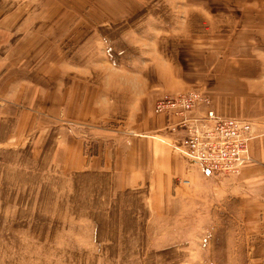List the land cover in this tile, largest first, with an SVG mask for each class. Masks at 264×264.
<instances>
[{
    "label": "rangeland",
    "instance_id": "1",
    "mask_svg": "<svg viewBox=\"0 0 264 264\" xmlns=\"http://www.w3.org/2000/svg\"><path fill=\"white\" fill-rule=\"evenodd\" d=\"M2 1L13 14L6 55L21 64L24 87L12 104L10 84L0 108L9 112L0 124V264H264L246 243L251 231L225 201H210L197 172L172 177L162 205L141 183L149 146L182 134L167 129L156 100L204 91L197 84L222 50L215 43L228 38L221 27L257 26L264 0ZM6 65L0 78L17 70ZM129 140L142 169L104 164L108 146L121 157ZM136 173L139 185L124 187ZM183 185L194 195H176Z\"/></svg>",
    "mask_w": 264,
    "mask_h": 264
},
{
    "label": "crops",
    "instance_id": "2",
    "mask_svg": "<svg viewBox=\"0 0 264 264\" xmlns=\"http://www.w3.org/2000/svg\"><path fill=\"white\" fill-rule=\"evenodd\" d=\"M2 3L4 1L0 0V68L9 64L17 70H8L0 78V108L6 103V98L3 96L6 91H9L10 84L17 85L10 97L12 104L20 105L24 87V81L21 78L23 72L21 64H15L13 61L10 64L6 55L10 51V43L14 41V30L7 24L13 14L4 12ZM257 20V26L252 28L221 27L222 33L228 38L216 41L215 45L218 47L219 43L222 50H215L214 59L208 66L211 70L206 73V76L209 75L208 79L199 81L197 84L208 92L218 113L224 116L243 118L253 123L254 137L250 142L251 161L236 177L224 178L206 174L200 169L196 170V165L192 163H187L191 165L188 166L173 154L174 149L170 145L168 146L173 152L166 145L155 143L149 146V156H146L145 163L147 167L144 170L146 175L141 183L148 185V194L152 197L151 200L162 197V199H155V203L162 205L163 196L170 195L172 177L181 171L192 170L193 174L197 172L199 174L197 181H202V184L204 181H208L211 185L209 192L215 197L210 201L213 204L221 200L225 201V207L237 217L238 221H242L244 228L251 231L246 235V243L253 245L256 254L264 255V13H259ZM19 49L22 51L21 53L24 52L23 45ZM15 59L19 60V57L12 60ZM8 113L6 107L2 113L0 110V124L6 122ZM6 145L9 146L8 143ZM136 145L137 140H129L127 149L125 148L121 157L115 144L111 147L108 146L104 164L113 167L119 166L118 170L123 174L124 171L131 173L132 169L137 170L138 166L142 169L143 165L138 164L135 160L139 157ZM80 148L82 150V145ZM93 158L95 161L96 157ZM136 178H141V176L138 177L137 173L135 177L130 176L129 183L123 186L139 185ZM194 178L192 177L190 182H193ZM133 180L136 181L133 182ZM201 186L198 189H201ZM195 191L196 187H193V193H189L194 195ZM189 193L185 190L184 185L176 191L178 196H185ZM205 204L201 201L194 204V210L198 215L206 210L205 207H202ZM252 230H256V232H252ZM253 260L257 261L258 259Z\"/></svg>",
    "mask_w": 264,
    "mask_h": 264
},
{
    "label": "built area",
    "instance_id": "3",
    "mask_svg": "<svg viewBox=\"0 0 264 264\" xmlns=\"http://www.w3.org/2000/svg\"><path fill=\"white\" fill-rule=\"evenodd\" d=\"M155 112L166 117L169 131L182 132L174 141L165 142L173 144L188 163L205 173L216 176L238 173L250 162L253 123L219 114L210 95L201 89L164 95L156 100ZM170 117L177 119L173 125L169 123Z\"/></svg>",
    "mask_w": 264,
    "mask_h": 264
},
{
    "label": "bare ground",
    "instance_id": "4",
    "mask_svg": "<svg viewBox=\"0 0 264 264\" xmlns=\"http://www.w3.org/2000/svg\"><path fill=\"white\" fill-rule=\"evenodd\" d=\"M166 143H167L168 145H170V146L172 147V149H174V151H175L176 147H174L173 144H171V143H169V142H166ZM177 153L180 154L178 151H177Z\"/></svg>",
    "mask_w": 264,
    "mask_h": 264
}]
</instances>
